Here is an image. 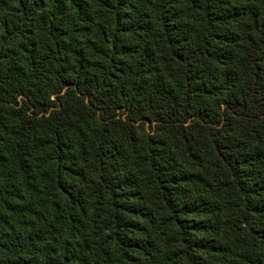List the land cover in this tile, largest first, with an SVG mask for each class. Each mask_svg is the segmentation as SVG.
<instances>
[{"label":"trees","instance_id":"1","mask_svg":"<svg viewBox=\"0 0 264 264\" xmlns=\"http://www.w3.org/2000/svg\"><path fill=\"white\" fill-rule=\"evenodd\" d=\"M0 264H264V0H0Z\"/></svg>","mask_w":264,"mask_h":264}]
</instances>
